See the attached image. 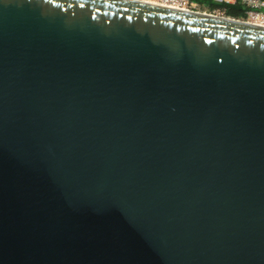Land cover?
<instances>
[{
  "label": "water",
  "instance_id": "95a60500",
  "mask_svg": "<svg viewBox=\"0 0 264 264\" xmlns=\"http://www.w3.org/2000/svg\"><path fill=\"white\" fill-rule=\"evenodd\" d=\"M0 264H264V27L0 0Z\"/></svg>",
  "mask_w": 264,
  "mask_h": 264
},
{
  "label": "built area",
  "instance_id": "2783aa9c",
  "mask_svg": "<svg viewBox=\"0 0 264 264\" xmlns=\"http://www.w3.org/2000/svg\"><path fill=\"white\" fill-rule=\"evenodd\" d=\"M135 1H150L157 6L216 18L237 20L253 26L264 27V0H209V3L215 6L213 8L210 5H203L197 0ZM230 6H241L245 11V16L241 18L228 16L226 10Z\"/></svg>",
  "mask_w": 264,
  "mask_h": 264
},
{
  "label": "trees",
  "instance_id": "16d2710c",
  "mask_svg": "<svg viewBox=\"0 0 264 264\" xmlns=\"http://www.w3.org/2000/svg\"><path fill=\"white\" fill-rule=\"evenodd\" d=\"M203 5H210L211 8L215 7L209 3V0H197ZM226 13L228 16L241 18L245 16V11L241 6H230L227 8Z\"/></svg>",
  "mask_w": 264,
  "mask_h": 264
},
{
  "label": "bare ground",
  "instance_id": "6f19581e",
  "mask_svg": "<svg viewBox=\"0 0 264 264\" xmlns=\"http://www.w3.org/2000/svg\"><path fill=\"white\" fill-rule=\"evenodd\" d=\"M144 3H148V4H152V5H154V4L151 3L150 1H144Z\"/></svg>",
  "mask_w": 264,
  "mask_h": 264
}]
</instances>
